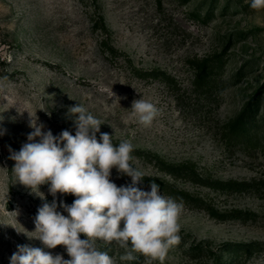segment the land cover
<instances>
[{
  "label": "rangeland",
  "instance_id": "rangeland-1",
  "mask_svg": "<svg viewBox=\"0 0 264 264\" xmlns=\"http://www.w3.org/2000/svg\"><path fill=\"white\" fill-rule=\"evenodd\" d=\"M140 98L158 108L151 126L132 112ZM79 103L114 144L133 145L148 177L138 187L155 181L182 205L164 264H264V10L250 0H0V264L18 244L70 259L65 246L27 234L43 203L76 197H53L47 184L46 199L30 194L9 146L28 142L31 117L54 136L74 135L68 110ZM111 179L131 183L115 168ZM96 245L116 264H159L139 253L120 261L116 242Z\"/></svg>",
  "mask_w": 264,
  "mask_h": 264
},
{
  "label": "clouds",
  "instance_id": "clouds-1",
  "mask_svg": "<svg viewBox=\"0 0 264 264\" xmlns=\"http://www.w3.org/2000/svg\"><path fill=\"white\" fill-rule=\"evenodd\" d=\"M250 7L264 10V0H250ZM131 109L145 127L151 126L158 116V108L142 98L134 100ZM68 111L74 116V135L63 130L54 136L51 130H44L38 118L30 116L29 127L33 130L27 135L28 142L18 151L9 146V152L15 161L12 172L16 181L30 194L46 199L40 186L47 184L53 197L57 193L76 197L71 205L61 202L58 206L55 199L43 203L34 219L35 235L26 233L48 249L65 246L70 259L18 244L10 264H116L114 257L98 249L97 241L116 242L124 249L120 261H133L137 259L134 253H139L164 264L168 250L180 239L182 205L162 195L155 181L150 190L138 187L145 174L132 162L130 142L114 144V136L100 131L104 123L82 104ZM5 131L0 128V136ZM113 168L130 177L131 183L117 186L111 179ZM58 207H63L68 215L58 211ZM81 234L87 238L82 239Z\"/></svg>",
  "mask_w": 264,
  "mask_h": 264
},
{
  "label": "trees",
  "instance_id": "trees-1",
  "mask_svg": "<svg viewBox=\"0 0 264 264\" xmlns=\"http://www.w3.org/2000/svg\"><path fill=\"white\" fill-rule=\"evenodd\" d=\"M103 28H106L105 27V24H103ZM199 63V66H201V64L204 66L203 68H201V67H199V69H198V76H200L201 74H202V72L206 69V67H207V61H199L198 62ZM240 120H241V117H240ZM167 164V163H166ZM168 166H171V169H170V172H173V174H176L175 172H177L180 168L178 167L177 168V166L176 165H173V164H168ZM194 171V169H193V167H191V166H187L186 167V172L187 173H191V172H193ZM145 179H148V177H144ZM223 184H233V183H236V182H233V181H231V182H228V183H225V182H222ZM185 194L187 195V196H190L189 195V193H187V192H185Z\"/></svg>",
  "mask_w": 264,
  "mask_h": 264
}]
</instances>
